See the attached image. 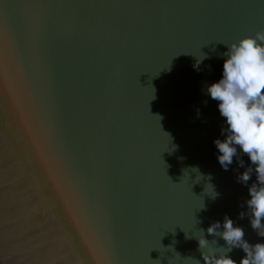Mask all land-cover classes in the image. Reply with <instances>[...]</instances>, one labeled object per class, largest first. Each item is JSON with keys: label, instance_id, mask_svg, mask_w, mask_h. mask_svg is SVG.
Listing matches in <instances>:
<instances>
[{"label": "water", "instance_id": "water-1", "mask_svg": "<svg viewBox=\"0 0 264 264\" xmlns=\"http://www.w3.org/2000/svg\"><path fill=\"white\" fill-rule=\"evenodd\" d=\"M260 30L264 0H0V240L16 264H204L198 239L227 247L207 233L225 216L264 243L255 165L238 145L220 165L207 92L226 45Z\"/></svg>", "mask_w": 264, "mask_h": 264}, {"label": "clouds", "instance_id": "clouds-1", "mask_svg": "<svg viewBox=\"0 0 264 264\" xmlns=\"http://www.w3.org/2000/svg\"><path fill=\"white\" fill-rule=\"evenodd\" d=\"M226 46L228 50L220 54L227 57L223 64L222 79L207 87L210 97L219 102V112L227 123L226 139L223 142L217 139L214 143L221 153L218 161L224 170H228L233 157L237 155L236 145L255 165L258 184L254 183L249 188L251 198L247 205L251 214V227L264 237V223L261 222L264 220V30ZM201 60H197L194 65L197 70ZM240 165L243 166V161H240ZM251 172L252 168L246 170L238 177V181L247 184ZM244 215L241 212L240 218ZM220 228V222H214L207 228V233L221 237L227 247H217L215 239L211 243L204 237L198 239L204 264H237L227 255L233 248H241L246 253L239 264H264V243L250 245L243 239V229L234 227L233 221L227 216L222 232ZM217 248L224 249L223 253L217 255ZM196 260L200 264V260Z\"/></svg>", "mask_w": 264, "mask_h": 264}, {"label": "bare ground", "instance_id": "bare-ground-1", "mask_svg": "<svg viewBox=\"0 0 264 264\" xmlns=\"http://www.w3.org/2000/svg\"><path fill=\"white\" fill-rule=\"evenodd\" d=\"M0 252L4 258V260L9 264H16V260L11 255V253L8 251V249L5 247L3 242L0 240Z\"/></svg>", "mask_w": 264, "mask_h": 264}]
</instances>
